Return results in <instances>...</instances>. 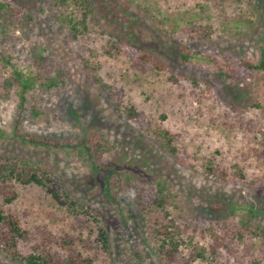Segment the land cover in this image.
I'll return each mask as SVG.
<instances>
[{"label":"rangeland","instance_id":"obj_1","mask_svg":"<svg viewBox=\"0 0 264 264\" xmlns=\"http://www.w3.org/2000/svg\"><path fill=\"white\" fill-rule=\"evenodd\" d=\"M0 5L20 8L28 19L21 30L0 29V156L51 166L67 193L91 210L86 224L73 228V217L41 187L18 184L10 207L28 232L20 243L24 254L40 244L43 226L57 237L70 233L93 244L104 226L112 264H164L147 216L130 195L119 193L117 203L108 204L98 184L103 174L89 162L16 138L22 102L17 73L28 78L44 65L47 77L62 72V79L48 91L39 76L25 95L20 133L83 139L101 132L109 145L103 167L163 189L162 223L188 264H264L260 238L237 230L245 224L264 229V157L255 154L264 150V74L254 72L244 82L222 74L244 60L258 61L264 0H0ZM127 47L150 54L151 63L134 61ZM106 87L122 92V107L143 114L148 134L127 123ZM167 131L174 151L161 136ZM208 168L238 176L222 183L209 177ZM52 250L65 255L57 246ZM0 264L19 263L0 251Z\"/></svg>","mask_w":264,"mask_h":264},{"label":"trees","instance_id":"obj_2","mask_svg":"<svg viewBox=\"0 0 264 264\" xmlns=\"http://www.w3.org/2000/svg\"><path fill=\"white\" fill-rule=\"evenodd\" d=\"M83 16H85L83 14ZM26 18L22 14L20 8H12L9 5H0V29L9 31H18L26 25ZM116 49V45L113 44ZM124 52L138 63H151L152 56L134 47H127ZM53 66L60 69V63L52 59ZM41 65V64H40ZM159 68H164V65L156 61L154 63ZM44 66L42 70L36 72L34 70L28 78H24L17 73L21 83V98L20 110L18 117L14 123V134L22 143L30 146L46 148L49 150H64L74 154L77 158L89 162L93 169L98 173L103 174L98 181L101 189L103 200L108 204H116L119 193L130 195L133 202L138 206L140 211L147 216V221L152 224L148 225L154 240L157 242L156 250L164 264H188L182 257L179 245L175 240V236L163 222L161 210L165 208L167 198L164 196L163 189L153 186H141L140 183L132 179V177L122 173L114 172L111 167H103L101 160L103 155L108 151L109 145L104 139L101 132L93 131L83 139L79 137H66L64 139H56L50 137H35L33 135L20 133L22 112L25 111V95L32 89L39 76L44 77L45 90H51L58 86L59 80L62 79V72H58L56 77H47V69ZM254 72H262L264 74V34L261 38L260 55L256 63L249 60H244L240 63L237 70L229 69L222 74L230 80L236 82L246 81ZM98 82L100 79L93 76ZM8 80V79H7ZM10 80V79H9ZM110 90L111 95L115 100V106L120 109L127 123L134 129L142 130L147 134L150 132L149 123L143 122V114L136 111L134 107H122V92L113 88L106 87ZM33 115L38 112L33 111ZM159 128L153 129L157 133ZM145 133V134H146ZM166 138V145L172 151V138L169 132L161 135ZM255 154L259 157H264V150H255ZM209 177H214L215 180L226 183L236 180V174H229L219 168H208ZM241 180V179H239ZM39 186L44 190V194L49 201L64 209L75 220L73 228L79 225L86 224L85 218H89L91 210L84 204L73 199L66 191L63 181L54 171V169L46 164L34 161L22 160L16 157L0 156V251L9 259L16 261L19 264H112L109 250L108 234L104 226L99 227V238L95 244L90 241H82L78 237H74L70 233H65L63 237H57L48 233L47 228L39 229L40 244H36L33 250L24 254L20 250V243L26 240L28 232L22 226L20 217L10 207L17 198V185ZM264 211V210H263ZM126 231L130 232L128 225H125ZM76 228V227H75ZM244 236L248 233L251 236L260 238V250H264V229L243 225L237 229ZM131 233H128L130 236ZM77 245L84 251L92 252L91 256H85L81 251H78ZM53 246L59 247L64 251L65 255L52 250ZM248 246L252 247V244ZM136 253V252H135ZM138 258L141 256L136 253Z\"/></svg>","mask_w":264,"mask_h":264}]
</instances>
